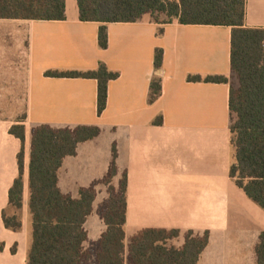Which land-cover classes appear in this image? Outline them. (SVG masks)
Here are the masks:
<instances>
[{"label": "crops", "instance_id": "1", "mask_svg": "<svg viewBox=\"0 0 264 264\" xmlns=\"http://www.w3.org/2000/svg\"><path fill=\"white\" fill-rule=\"evenodd\" d=\"M246 25L264 28V0H247ZM100 26L80 20L77 0H66L64 20L0 18V79L6 73L7 80L24 78L28 89L21 231L7 229L2 213L19 175L22 141L10 132L13 123L0 118V264H26L33 124L101 129L97 137L80 142L75 155L64 157L57 173L59 189L75 198L81 188L97 182L94 210L86 222L90 240L106 229L97 206L108 198L102 180L116 145L117 174L111 185L117 186L127 173V239L148 227L208 231L198 264H258L264 209L230 176L229 95L236 82L231 27L163 22L146 14L137 22L107 23L109 45L102 49ZM157 48L164 50L162 92L149 103ZM100 62L119 73L109 82L101 115L96 79L46 74L94 70ZM189 75H224L229 82H193ZM159 116L163 123L154 124ZM177 239L181 246L184 237Z\"/></svg>", "mask_w": 264, "mask_h": 264}, {"label": "trees", "instance_id": "2", "mask_svg": "<svg viewBox=\"0 0 264 264\" xmlns=\"http://www.w3.org/2000/svg\"><path fill=\"white\" fill-rule=\"evenodd\" d=\"M82 21L100 22L99 46L109 45L107 23L137 22L146 14L163 22L231 27V69L236 82L229 95L231 144L234 161L230 176L248 197L264 209V28L246 25L247 0H77ZM0 18L66 19V0H0ZM164 50L157 48L149 103L162 92L161 70ZM48 76L94 78L97 80V112L107 107L109 82L119 76L100 62L94 70L48 71ZM188 81L228 83L224 75H189ZM12 125L10 132L22 141L18 154L19 175L9 190V203L3 210L7 229L21 231L24 194L25 120ZM159 116L154 124H162ZM97 125L31 127L30 243L26 264H198L209 241L208 231L148 227L137 230L128 239L127 173L117 186L111 185L117 174V151L113 147L110 169L102 182L109 185L108 198L98 205L97 214L106 229L97 240H90L86 229L97 196L94 182L80 189V196L63 193L57 173L64 157L75 155L77 146L97 137ZM14 210L12 214L9 210ZM184 237L181 246L170 242ZM4 244L0 243V250ZM17 244L12 252H16ZM258 264H264V231L256 245Z\"/></svg>", "mask_w": 264, "mask_h": 264}, {"label": "rangeland", "instance_id": "3", "mask_svg": "<svg viewBox=\"0 0 264 264\" xmlns=\"http://www.w3.org/2000/svg\"><path fill=\"white\" fill-rule=\"evenodd\" d=\"M152 17L155 19V16ZM161 18L165 17L161 16ZM22 75L25 77L24 72L21 74V76ZM8 76L10 77V75H8L7 73L2 74V77L4 78L0 79V118L7 119L11 121L14 125L18 123L19 120L24 119L27 116L25 122H28V89L26 85V80L24 78H19L18 80H7L6 77ZM103 146L106 147V139L103 143ZM103 186L106 187L108 191L109 185L104 184ZM99 204L100 203H98V205ZM13 211L14 210L10 209L9 213L12 214ZM94 217H96L95 214ZM92 223L93 220L90 219V222H88V229L89 226L92 225ZM24 235L26 244L29 245L31 238L30 230L29 233L25 231ZM170 244L178 246L179 239L176 238L172 240Z\"/></svg>", "mask_w": 264, "mask_h": 264}]
</instances>
